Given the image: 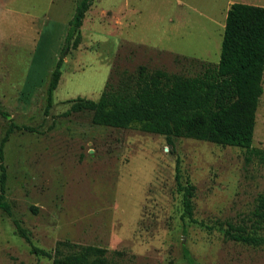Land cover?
Listing matches in <instances>:
<instances>
[{
    "label": "rangeland",
    "instance_id": "obj_1",
    "mask_svg": "<svg viewBox=\"0 0 264 264\" xmlns=\"http://www.w3.org/2000/svg\"><path fill=\"white\" fill-rule=\"evenodd\" d=\"M233 3L264 7V0H93L79 46L64 52L76 0H0V109L37 130L13 133L0 159L12 208L11 217L0 210V264H53L32 254L14 220L43 250L67 240L107 250L109 264H188L185 250L195 264H264V245L223 232L229 222L251 232L264 193V163L249 156L264 150V83L250 150L186 138L169 144L95 126L89 112L66 115L68 101H96L140 65L194 76L203 63L218 64ZM62 56L45 116L46 85ZM9 124L0 115V143ZM177 161L182 183L196 187L192 219L183 216Z\"/></svg>",
    "mask_w": 264,
    "mask_h": 264
},
{
    "label": "trees",
    "instance_id": "obj_2",
    "mask_svg": "<svg viewBox=\"0 0 264 264\" xmlns=\"http://www.w3.org/2000/svg\"><path fill=\"white\" fill-rule=\"evenodd\" d=\"M93 0H76L75 12L68 23L66 49L81 42V28ZM63 52V55H64ZM62 56L52 71L45 91V116L54 105V93L62 76ZM264 83V7L234 3L226 15L221 55L218 64H202V72L194 76L170 73L140 65L136 74L122 72L117 82L110 81L98 100L78 98L66 115L91 113L95 126L137 130L164 136L169 144L176 138L194 139L220 146L250 150L256 126V114L263 94ZM2 118L10 122L0 143V159L11 135L17 131L36 132L28 126L14 123L10 114L0 109ZM250 158L264 163V150L252 151ZM6 172L2 165L0 180V210L12 216L5 200ZM176 183L183 195V216L192 219L196 187L181 181L179 161ZM251 232L244 225L228 223L224 238L261 247L264 236V193L258 198L253 213ZM17 233L31 247L32 254L53 260V264H109L108 251L95 246H82L71 241H58L53 251L35 246L19 220H14ZM211 229V228H210ZM184 258L195 264L189 250Z\"/></svg>",
    "mask_w": 264,
    "mask_h": 264
},
{
    "label": "crops",
    "instance_id": "obj_3",
    "mask_svg": "<svg viewBox=\"0 0 264 264\" xmlns=\"http://www.w3.org/2000/svg\"><path fill=\"white\" fill-rule=\"evenodd\" d=\"M233 4H234V3H233ZM231 5H232V4H231ZM231 5H230V6H231ZM229 8H230V7H228V9H229ZM89 11H90V10H89ZM227 11H228V10H227ZM224 27H225V26H224Z\"/></svg>",
    "mask_w": 264,
    "mask_h": 264
}]
</instances>
